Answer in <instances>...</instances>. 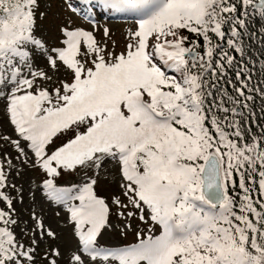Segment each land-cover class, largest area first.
I'll list each match as a JSON object with an SVG mask.
<instances>
[{
  "label": "snow or ice",
  "instance_id": "snow-or-ice-1",
  "mask_svg": "<svg viewBox=\"0 0 264 264\" xmlns=\"http://www.w3.org/2000/svg\"><path fill=\"white\" fill-rule=\"evenodd\" d=\"M101 2L115 12L140 17L138 30L131 34L135 43H129L120 55L104 53L90 33L79 30L64 31L66 47L53 48L50 52L54 55L49 54L33 33L37 0H0V74L6 77L2 81L5 87L13 85L7 97V112L20 138L11 143L23 153L20 141L27 142L24 147L34 154L48 176L58 175L60 168L99 170L108 160L117 162L120 187L128 204L141 212V220L147 209L149 218L160 229L159 235L142 238L134 246L101 247L97 237L109 226V209L94 194L96 180L90 178L89 183L75 189V195L73 188H55L52 180H45L50 199L64 204L68 200L79 201L68 209L78 241L68 264H264V211L258 212L255 207L258 204L264 210V202L252 199L241 172L244 194L237 211L221 179L230 178L233 169L247 167L255 171L253 166L258 160L259 195L264 198V144L241 146L229 138L215 118L211 121L214 138L205 123L203 82L188 67V59L192 66L198 63L196 45L184 47L187 37L176 31L187 29L211 43L210 31L223 35L220 28L224 17L219 13L235 9L227 6L228 0ZM242 2L253 5V0ZM259 7L264 10V0H260ZM150 38L160 42L151 44ZM81 39L88 50L85 57H92L91 67L77 58ZM25 48L43 52L54 70L62 64L71 73V82L62 81L61 87L52 92L46 88L37 90L35 80L52 77L43 71L31 72L32 79L20 77L14 61L27 65ZM206 55H213L210 47ZM157 56L165 64L171 62L169 66L183 74V81L169 77L154 62ZM228 60L231 62L230 57ZM81 124L87 125L86 131L78 132L51 154L46 152L58 132ZM228 126L238 128L234 124ZM231 135L241 137L238 130ZM213 148L215 151L210 152ZM221 148L227 151L221 152ZM224 157L227 168H222ZM198 160L205 164L197 165ZM5 179L0 171V189L5 186ZM0 201L11 204L2 191ZM113 203L127 207L119 197H114ZM5 216L0 211V221L16 223ZM37 226L43 234L42 223L37 221ZM47 236L54 238L55 233L49 229ZM31 251L24 249L10 231L0 228V264H24L25 260L31 264ZM60 255L59 250L51 252L53 257ZM51 264L57 261L53 259Z\"/></svg>",
  "mask_w": 264,
  "mask_h": 264
},
{
  "label": "rangeland",
  "instance_id": "rangeland-1",
  "mask_svg": "<svg viewBox=\"0 0 264 264\" xmlns=\"http://www.w3.org/2000/svg\"><path fill=\"white\" fill-rule=\"evenodd\" d=\"M72 5L71 0H37L33 16V33L37 39L42 41L49 54L54 55L50 52L53 48L66 47L64 41L67 37L64 31L79 30L90 33L104 53L115 55L124 53L129 43H135L131 39V34L138 30L139 19H133L138 17L135 13L113 12L114 14L119 13L120 16L104 17L93 10L91 14L81 15L79 9H74ZM106 9L111 11V9ZM105 30L108 31V36H105ZM168 39L174 40L175 38L168 37ZM159 42L150 38L151 44ZM24 50L28 51L27 65L14 61L21 78L32 79L31 72L41 71L52 77L51 80H35L37 90L46 88L52 92L54 88L61 87L62 81L71 82V73L62 64L59 65L58 70H54L48 65L47 57L43 52L31 48ZM87 51L81 39L80 55L77 58L85 63L86 67H91L92 57L91 55L85 57ZM154 62L158 65L156 58ZM164 72L169 77H178L171 75L170 71L165 70ZM4 79L6 77L0 74V137H9V139L0 138V171L6 177L5 186L0 191L9 197L11 204L9 205L7 201H0V211L6 213V220H14L16 223L9 225L0 221V228L10 231L13 238L23 245L24 249L32 250L31 264H51L53 259L57 261V264H68V258L78 244L74 235V224L69 221L68 211L69 207L77 203L64 204L50 199L49 190L44 184L45 180H52L53 186L59 189L63 186L78 189L85 183H89L90 178L96 180L94 194L103 199L109 209L107 216L109 226L103 228L97 237V244L101 247L131 246L149 235H159V226L149 218L147 209L143 213L144 219L141 220V212L128 204L127 197L123 195L124 189L120 187L122 180L119 176L117 162L108 160L99 170L79 166L73 170L60 168L57 169L58 175L48 176L38 166L34 154L24 147L27 142L20 141L21 147L24 148L23 153L11 143L12 140L20 138L15 133L7 112L9 103L7 97L13 85L9 83L5 87L2 82ZM28 91H33V89H28ZM16 94L22 93L17 92ZM44 106L49 107L50 105L45 104ZM72 128L74 130L72 136L66 133L67 130L60 131L53 136L46 146V152L51 154L57 148L67 144L78 132L86 131L87 127L82 129L79 126H73ZM114 197H119L121 203L127 204V207H117L113 203ZM129 212L134 214L129 216ZM37 221L41 222L44 227L43 234L37 226ZM49 229L55 233L54 238L47 236ZM34 240L36 243H33ZM55 250L61 253L59 257L51 256V252ZM24 264H29V262L25 260Z\"/></svg>",
  "mask_w": 264,
  "mask_h": 264
},
{
  "label": "trees",
  "instance_id": "trees-1",
  "mask_svg": "<svg viewBox=\"0 0 264 264\" xmlns=\"http://www.w3.org/2000/svg\"><path fill=\"white\" fill-rule=\"evenodd\" d=\"M227 6L235 10L219 13L224 17L220 28L223 35L210 31L208 37L211 43L186 29L176 31L187 37L183 44L185 47H193L195 43L194 49L200 54L196 66H192L193 62L188 59V67L203 82L206 126L212 132L214 125L211 121L215 118L229 137L236 138L240 145H261L264 144V10L254 11L252 5H245L242 0H228ZM209 47L213 52L211 57L206 55ZM176 72L183 77L180 71ZM237 89L244 95L241 96ZM233 124L238 128L228 126ZM79 127L83 129L87 125ZM237 130L241 133L239 138L231 135ZM72 131L71 127L66 133L72 136ZM256 167L260 168L259 164L256 163ZM233 177L236 179L235 175ZM259 179V175L254 173V181ZM233 189H228L230 195ZM256 196L264 202L259 191ZM232 199L234 202V197ZM234 204L237 205L236 201Z\"/></svg>",
  "mask_w": 264,
  "mask_h": 264
},
{
  "label": "water",
  "instance_id": "water-1",
  "mask_svg": "<svg viewBox=\"0 0 264 264\" xmlns=\"http://www.w3.org/2000/svg\"><path fill=\"white\" fill-rule=\"evenodd\" d=\"M259 6H260V1H258L257 3H254V4H253V9H260ZM209 151H210V152L215 151V148L210 149ZM203 164H205L204 161H203ZM205 167H207V165H205ZM221 179H222V182L224 183V179H223V177H221ZM224 191H226L225 184H224Z\"/></svg>",
  "mask_w": 264,
  "mask_h": 264
}]
</instances>
